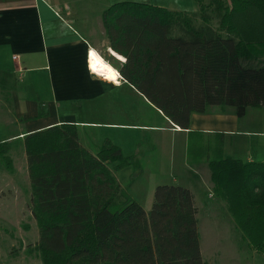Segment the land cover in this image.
I'll return each mask as SVG.
<instances>
[{"label": "trees", "instance_id": "16d2710c", "mask_svg": "<svg viewBox=\"0 0 264 264\" xmlns=\"http://www.w3.org/2000/svg\"><path fill=\"white\" fill-rule=\"evenodd\" d=\"M195 1L199 24L197 12L132 0L101 16L111 47L125 56L116 64L122 78L182 129L208 106H233L238 117L264 107V66L240 63L264 57V0ZM22 139L41 264H206L188 187L157 185L147 215L114 174L126 166L140 171L118 145L92 154L68 122ZM192 142L193 157L204 147ZM9 148L0 142L10 170ZM211 153L205 159L212 196L225 202L247 246L264 255V162L224 156L218 145Z\"/></svg>", "mask_w": 264, "mask_h": 264}, {"label": "crops", "instance_id": "0c3cea01", "mask_svg": "<svg viewBox=\"0 0 264 264\" xmlns=\"http://www.w3.org/2000/svg\"><path fill=\"white\" fill-rule=\"evenodd\" d=\"M119 1L124 0L110 1L101 9L79 14L73 0L63 1L61 5L60 0H0V142H8L9 151L11 148L15 151L17 148H13L11 143L22 139L25 134L68 122L77 126V132L88 126L86 124L115 127L122 133L135 129L161 131L166 138V146L173 152L179 143L177 140L181 139L179 144L184 149V156L181 160L175 155L170 158L172 168L181 165L185 175L188 174L185 169L200 172V167L207 165L206 152L209 149L211 153L217 145L224 156L232 157V153H224L222 138L239 128L241 120L235 109L208 106L203 112L191 113L187 129L174 128L175 124L153 108L120 73V79L113 82L110 77H104L103 73L99 75L90 68L88 57L90 53L92 61V50H96L115 70L119 62L110 58H117L111 52L120 57L117 58L120 62L125 61V56L111 47L101 17L107 7ZM55 8H58V14ZM138 97L157 112L163 125L139 121L143 116L139 113ZM80 136L78 132L79 140ZM190 140L204 147L202 153L189 156ZM113 144L122 149L119 143ZM23 155L26 158L25 150ZM126 156H134L138 160L140 174L143 167L139 154ZM251 160L256 159L252 156L246 158V161ZM212 197L210 182L208 198L213 204L206 201L202 207L226 208L220 200ZM194 200L198 229L199 207L195 195ZM200 250L206 261L201 242Z\"/></svg>", "mask_w": 264, "mask_h": 264}, {"label": "rangeland", "instance_id": "374dc122", "mask_svg": "<svg viewBox=\"0 0 264 264\" xmlns=\"http://www.w3.org/2000/svg\"><path fill=\"white\" fill-rule=\"evenodd\" d=\"M63 1L66 0H60L59 4L61 5ZM73 1H75V9L80 14L81 12L86 13V10L101 9L103 4L107 5L115 0ZM132 1L163 6L189 15L197 12L194 21L199 24L201 20L198 14L199 7L195 0ZM212 23L217 26L216 20ZM110 58L117 63L120 62L113 56ZM240 63L264 66V57L248 60L240 58ZM228 107L234 109L233 106ZM138 109L143 116V119L139 118V121L164 124L157 112L140 97H138ZM239 118L241 121L236 132L227 133L222 138L224 153L229 155L232 153V157L242 160L252 156L256 160L264 161V107H248L245 115ZM86 125L88 126L81 127L78 132L81 134V145L90 153L95 154L101 145L117 142L122 146L123 155L139 154L143 167L140 174H133L132 166L115 170L114 174L120 185L141 204L147 215L151 209L154 189L157 185L173 184L191 188L199 207L198 229L206 264H264V255L254 249H249L247 242L240 238V233L234 224H230L233 223V219L226 208L221 210L214 206L207 209L202 207L206 201L212 203L208 198V187L211 182L208 166L202 165L200 172H190L185 169L187 175L184 174L181 165H177L176 169L172 168L170 157L175 155V158L181 160L184 156V149L179 144L181 139L177 140L179 143L173 152L166 146V138L162 136L161 131L135 129L124 130L122 133L121 129L115 127L101 128ZM169 143L170 137L168 146ZM11 144L13 148H17L15 151L12 148L8 151L14 163L11 172L7 170L8 168L0 157V264H41L38 253L33 249L38 241L39 233L31 212V188L27 161L23 155V140L17 139ZM212 198L216 199L214 196ZM221 202L226 206L223 200ZM224 212L227 213V217Z\"/></svg>", "mask_w": 264, "mask_h": 264}, {"label": "bare ground", "instance_id": "6f19581e", "mask_svg": "<svg viewBox=\"0 0 264 264\" xmlns=\"http://www.w3.org/2000/svg\"><path fill=\"white\" fill-rule=\"evenodd\" d=\"M114 56H116L117 58H120L118 55H116L114 52H111ZM92 61L90 58V53H89V64H90V68L93 71H96L97 74L99 75H103L105 77L108 76L111 79H113L115 82H117V78H118V71L115 70V68L109 63L107 62L96 50H92ZM122 59V58H121ZM101 73V74H100ZM103 73V74H102Z\"/></svg>", "mask_w": 264, "mask_h": 264}, {"label": "built area", "instance_id": "2783aa9c", "mask_svg": "<svg viewBox=\"0 0 264 264\" xmlns=\"http://www.w3.org/2000/svg\"><path fill=\"white\" fill-rule=\"evenodd\" d=\"M57 10H58V8H55V12L58 14ZM118 73H119V72H118ZM120 77H121V76L118 74V78H117L116 81H118V80L120 79ZM113 82H115V81L113 80ZM173 126H174V128H178L177 125H173Z\"/></svg>", "mask_w": 264, "mask_h": 264}]
</instances>
